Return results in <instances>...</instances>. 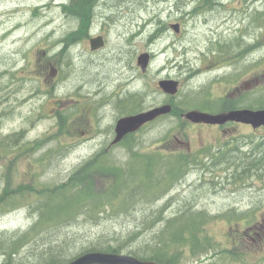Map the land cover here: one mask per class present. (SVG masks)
Listing matches in <instances>:
<instances>
[{
    "label": "rangeland",
    "instance_id": "obj_1",
    "mask_svg": "<svg viewBox=\"0 0 264 264\" xmlns=\"http://www.w3.org/2000/svg\"><path fill=\"white\" fill-rule=\"evenodd\" d=\"M71 1L0 0V238L25 232L39 220V214L33 211L38 203L34 202L45 189L55 192L65 186L76 187L79 180L81 184L91 180L86 188L97 199L111 186L122 183L134 160L133 155L127 156L131 150L140 157L133 163L131 183H150L152 158L158 159L151 166L158 171L155 182L165 180L162 193H153L150 188V196L138 192L133 199L127 198L132 195L130 188L125 189L126 200L130 201L119 199L120 204L111 212L94 219L77 216L78 221L68 227L44 231L14 257L13 264H45L52 254L57 255L56 251L66 258L78 257L88 253L87 249L108 244L132 255L129 253L143 251L151 244L164 219L184 211L207 214L201 238L211 241L200 243L208 250L197 249L200 253L192 255L193 260L182 246H172L171 254L175 250L182 254L181 264H197L205 256L213 258L214 264L217 259L237 264L246 256L255 264H264V253L255 250L245 255L238 253L243 248L231 247V234L244 226L238 218L264 209L263 171L258 170V176L249 174L250 190L236 191L234 187L230 193L229 178L207 173L199 159L202 155L206 160L207 155L200 154L202 147H217L229 132L225 135L217 128L193 125L179 115L160 119L128 138L114 151L116 158L84 160L80 154L94 150V140L87 145L75 144L84 138L82 132L88 123L101 125L96 134L102 137L95 141H103L116 120L133 115L134 110L145 112L167 104L179 113L187 112L183 109L186 106L194 109L191 106L196 102L191 97H197L200 103L205 90L209 98L218 96L224 87L219 82L226 73H238L240 97L249 94L247 84L253 86L249 106L264 109L259 105L264 102V44L260 48L254 43L246 45L250 35L264 40V1L103 0L109 7L99 6L97 12L106 16L107 23L100 29L96 22L92 32L102 30L109 48L97 54L90 52L87 36L80 40L86 47H71L70 38L78 22L63 7ZM176 24L181 27L178 34L172 29ZM63 49L66 53L61 58L58 53ZM144 53L151 55L146 73L138 68V58ZM53 70L57 75L47 79ZM168 79L179 82L180 92L174 99L159 88V82ZM96 93L105 98L98 121L89 118ZM119 99H126L124 109L115 107ZM235 137L238 171L234 182L240 184L239 170L251 164L253 159L249 158L264 138V128L254 130L239 124ZM189 150L190 157L186 155ZM186 156L192 166L184 168L174 181L168 180L172 178L171 160ZM99 165L103 166L97 168ZM114 174L121 178L111 176ZM166 188L168 192H164ZM152 196L158 198L142 202ZM6 201L20 202V206L6 212ZM155 219L159 223L153 226ZM49 236L58 244H53ZM212 244H217L218 251ZM2 254L5 257L0 255V264H8V254Z\"/></svg>",
    "mask_w": 264,
    "mask_h": 264
},
{
    "label": "trees",
    "instance_id": "obj_2",
    "mask_svg": "<svg viewBox=\"0 0 264 264\" xmlns=\"http://www.w3.org/2000/svg\"><path fill=\"white\" fill-rule=\"evenodd\" d=\"M94 5H95L94 1L89 3V1L87 0H80L79 6H74L73 8L72 5L71 6L63 5V7L66 12L82 20L88 17V12H87L88 8H92ZM191 98L194 102H196V104H192L191 108L198 109L201 105L196 99L197 97H191ZM259 105H262L261 108H264L263 101H261ZM186 107L187 108H183V109L185 111H189L190 110V108H188L189 106ZM246 108L258 109L256 107H253L252 105ZM133 113L136 114L137 111L134 110ZM183 113H179L178 111L173 110V112L170 115L162 116L156 121L164 118H171V117L177 118L179 115L182 116ZM258 147L259 149L256 151L260 153L253 155L252 158H249V159H253L251 164H248L247 166L243 167L252 170L255 176L259 175L258 170L264 171V139H262V142L258 144ZM130 152L133 153L132 159L134 160L131 162L129 168L125 171L124 173L125 177H123L122 183L119 181L115 186L114 185L111 186L108 192H106L104 195H99V198L97 199L92 198L91 196L92 191H89L86 188L87 183L90 182L91 180H86L83 184H81L82 180H79V183L76 187L65 186L60 190H56L55 192L51 191L50 189H45L43 190L45 194L39 193L34 202V203L37 202L38 206L33 209L35 213L39 214L40 216L39 220H37V222L33 224L25 232H15L10 237H1L0 255L4 256L2 253L8 254V259H9L8 264H13L15 262L14 257L22 249L23 250L27 249L28 246L32 242H34L35 239L41 235V233H43L46 230L56 231L58 229L68 227L72 223L78 221L79 218L77 219L76 218L77 216L79 217L84 216L88 219H94L100 217L101 214H106L111 212L112 209L115 207V205L120 204L119 199H122L123 201H125L127 198L134 199L138 196V192H140L142 196H150L151 193L147 191L150 188L153 193H162L161 183L165 179H162L160 180L159 183H156L154 179L157 177L158 171L155 170L153 167H151L152 165H155V163L158 161L157 158H152L151 162L154 164L152 163L149 164L150 165L149 169L153 171L152 173L153 175L149 184L137 186L135 183L130 182L133 179V174H134L133 163L140 158V157L137 158L138 155L136 154L135 151L131 150ZM173 160L175 161V163L172 162ZM103 165H99L97 166V168H101ZM171 165H172L171 166L172 171L171 172L169 171V175L172 178H168V180H172V181H174V178L178 177L182 173L184 168L192 166L191 164H188L186 158H182V159L178 158V161L172 159ZM86 171L87 170H84V172ZM245 172L247 173L248 171L245 170ZM111 176H115L116 178H121V176L118 174H114ZM246 176H248V174ZM129 188H130V192H132V195L126 198L127 193L126 191L123 190ZM166 191L167 188L164 190V192ZM157 198L158 197L152 196L147 198L146 200H143L142 202L151 203ZM129 201L130 199L126 200V202ZM11 202L12 201H6L3 203L4 208H7L8 206L7 209L8 211L6 212H9L14 207L20 206L19 205L20 202L15 204ZM207 222H208V216L205 212L189 214V211H184L170 219H164L161 222L163 228L160 231H158L157 234L152 238V240L150 241L151 244H149V246H147L146 249H144L143 251L130 252L129 254H132L133 256L141 260L155 261L160 264H181L182 260L184 259L183 257H181L182 254L178 250H175V252L171 254L170 253L171 247L175 245H180L182 246L181 250L189 251V255H193V256L198 255L200 251H196V250L197 249L203 250V248H201L200 246V243L204 241L205 242L211 241V240H203L200 238L201 232H204V227ZM158 223L159 222L157 221V219H155L153 226H155ZM48 239L53 244H58V240H53V237L49 236ZM94 251L120 253L118 248H116L111 244L86 250V252H94ZM56 254L57 255L52 254L46 260L45 264H64L75 259V257L66 258V254L59 251H56Z\"/></svg>",
    "mask_w": 264,
    "mask_h": 264
},
{
    "label": "flooded vegetation",
    "instance_id": "obj_3",
    "mask_svg": "<svg viewBox=\"0 0 264 264\" xmlns=\"http://www.w3.org/2000/svg\"><path fill=\"white\" fill-rule=\"evenodd\" d=\"M87 1H89V3L94 1V3H97V4L94 5L92 8H88V11H87L88 17L82 20L80 18L76 19L78 24L76 26L77 29L74 30V32L72 33V37L70 38L73 44V46L71 47H78V46L86 47L87 44L84 42H81L80 40L82 39L83 36H87L89 37L90 52L92 54L102 53L103 51L104 52L107 51L109 48L108 38L103 33L102 30L98 33H93L92 28L95 26V23L97 22V26H99L100 29H103L104 24L107 23V21L105 20L106 16L102 13L98 14L97 11L99 9V6H103V5H106V9H107V7H109V4L102 3L103 0H87ZM261 1H264V0H261ZM79 4H80V0H72L70 6L72 5V7L74 8V6H79ZM78 20L80 21V23ZM99 37L103 38V41H102L103 46L99 49H93L92 40L95 38H99ZM258 39H259L258 36L254 37L250 35L249 39H247L246 41V45L254 43L260 48V45L264 44V40L258 41ZM63 51L65 50L63 49L60 53H58L59 57L61 58L65 57V54H63ZM52 75H54L55 77L57 75V72L53 70L50 74L47 75V79L49 76H52ZM224 75L223 77L225 78L223 80L220 79L221 82H219L221 83L220 84L221 86H224L221 88L222 89L221 93L216 97L213 96L209 98L206 95V90H205V93H203L201 96V102H200L201 106L198 108L199 110L203 112H207V113L220 114V113H227V112L237 111V110H242V109H248L246 107L249 106V102L251 101V93H252L253 86H251L250 84H247L246 89H250V91L248 92L249 94L246 96L240 97L239 95L240 90H239V85H238V73L237 74L226 73ZM219 78L220 77H218L217 79ZM93 96L96 97L97 100L95 101V98L93 99L92 106L90 107L89 118L95 121H98L102 117V114H100V112H102V110L105 107V103L102 102V100L105 98H101L100 93H96ZM125 100L126 99H123V100L119 99V101L114 104L115 107H118L120 105V107L124 109L125 106L123 105L125 104ZM214 107H217V108H214ZM125 116H128V115L125 114ZM119 118L116 120L113 126V129H111L109 132H106V134L104 135L105 139L103 141H95L96 139L102 137L101 134H96L98 130L102 129L101 125L99 123H95L94 125L90 123L87 124V130L82 132V136L84 138H82L81 140L75 143L77 146L87 145V144H91L90 140L92 139L94 140L93 144H95V149L92 151H86L80 154V156L84 160H88V159L96 160L97 157L103 158V159H109L110 157L114 156L116 158L117 154L114 151L117 148L125 145V142L128 138L138 135L145 127L148 126L146 125L137 133H133V134L126 136L120 143H117L114 145L113 141L116 139V125H117ZM200 125L205 126L206 128H214V129L217 128L221 133L225 135L228 132L230 134L225 137L223 136L217 147H214L212 149V145H211V150H209L207 147H202L200 149V154L207 155L206 160L203 159L202 155L199 156V159L203 160L202 166L204 167V169H206L205 171L207 173H215V175L218 178L221 176L228 177L229 178L228 185L230 186V189H231L230 193H233L234 187L237 188L236 191H238V189L239 191L250 190L252 187L249 181L250 176L248 175L247 177H245L244 170L242 167L239 170L241 173L239 175L240 181H241L240 184L238 183V181L234 182V177L236 176V173L238 171L237 170V164H238L237 144L238 143L235 144V141H237V138L235 137V135H236L239 124L238 123H227L222 126H218V125L212 126V125H206V124H200ZM87 134L88 136H86ZM2 151H3V146L1 142V152L0 153H2ZM191 153H192L191 150H189V153H187L186 155L190 157ZM132 155L133 153L130 151L127 154V156H132ZM251 172L252 170H250V173ZM263 206H264V201H263ZM234 213L236 212L234 211ZM238 219L243 221L244 226L241 231L231 234L232 249L234 248V246H239L243 248V250L238 251V253H243L245 255H248L249 253L255 250H257L258 252L264 253V209H262V211L259 214L250 212L249 214H247V216H241ZM237 262H238L237 264H255L254 262L247 259V256L245 258H239ZM220 263L229 264V262H222V261L220 262V260L217 259L216 264H220ZM197 264H214V262H213V258L205 256V258H200Z\"/></svg>",
    "mask_w": 264,
    "mask_h": 264
},
{
    "label": "water",
    "instance_id": "obj_4",
    "mask_svg": "<svg viewBox=\"0 0 264 264\" xmlns=\"http://www.w3.org/2000/svg\"><path fill=\"white\" fill-rule=\"evenodd\" d=\"M172 29L180 33V25H172ZM103 38L92 40L93 49H99L103 46ZM151 62V55L144 53L138 58V66L144 73L148 71ZM54 76V75H52ZM159 88L172 99L179 93V82L175 80H161ZM173 112V106L170 104L153 108L149 111L141 112L135 115L123 117L118 120L116 125V139L113 144L120 143L127 135L136 133L146 124L151 123L159 117L169 115ZM192 124L206 125H225L230 122L246 124L254 129L264 127V109L250 110L242 109L220 114H210L200 110H189L182 115ZM1 152V142H0ZM64 264H160L154 261H143L130 255L107 253V252H88L74 260Z\"/></svg>",
    "mask_w": 264,
    "mask_h": 264
},
{
    "label": "bare ground",
    "instance_id": "obj_5",
    "mask_svg": "<svg viewBox=\"0 0 264 264\" xmlns=\"http://www.w3.org/2000/svg\"><path fill=\"white\" fill-rule=\"evenodd\" d=\"M224 3V2H223ZM234 12V11H233ZM230 16V15H229ZM127 27V26H126ZM57 31V30H56ZM235 32V31H234ZM244 32V31H243ZM247 32V31H246ZM250 33V32H249ZM253 33V32H252ZM241 35H242V33H241ZM225 36V35H224ZM230 36V35H229ZM225 38V37H224ZM230 38V37H229ZM246 38V37H245ZM232 39V38H231ZM237 39V38H236ZM239 39V38H238ZM243 39H244V37H243ZM227 40V39H226ZM233 40V39H232ZM228 41V40H227ZM246 41H247V39H246ZM221 42V41H220ZM225 42V41H224ZM237 42V41H236ZM230 43H231V41H230ZM219 44V43H218ZM233 44H235V43H233ZM237 45H238V42H237ZM217 65V64H216ZM138 68H139V66H138ZM213 69V68H212ZM110 70H111V67H110ZM142 71V70H141ZM218 73V72H217ZM225 76V75H224ZM223 77V76H222ZM197 78V77H196ZM170 115V114H169ZM220 164V163H219ZM233 177V176H232ZM71 193V192H70ZM49 197V196H48ZM52 198V197H51ZM49 200V199H48Z\"/></svg>",
    "mask_w": 264,
    "mask_h": 264
}]
</instances>
